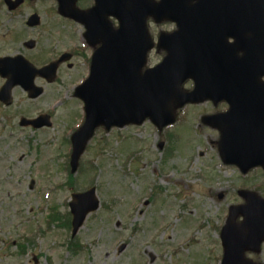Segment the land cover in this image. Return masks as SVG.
Masks as SVG:
<instances>
[{"label": "rangeland", "instance_id": "rangeland-1", "mask_svg": "<svg viewBox=\"0 0 264 264\" xmlns=\"http://www.w3.org/2000/svg\"><path fill=\"white\" fill-rule=\"evenodd\" d=\"M163 55L152 51L150 64ZM53 98L48 92L41 98L46 108ZM226 107L214 108L211 102L189 106L180 123L163 131L149 120L120 132L97 131L81 163L94 168L75 173L74 184L79 191L95 186L102 206L74 239L65 228L54 224L47 229L46 224L50 207L69 209L68 145L49 131L38 138L6 127L2 115L14 114L15 107L0 108V264H148L151 253L157 260L149 264H219V233L228 207L242 201L237 189L264 183L260 171L243 177L235 167L223 165L219 132L199 121L201 113ZM71 108L68 117L58 113L63 126L54 125V130L64 134L77 122L78 109ZM173 132L178 135L176 149L167 141ZM23 235L32 237L25 253L20 251ZM123 242L128 246L120 252ZM72 243L78 248L72 250ZM251 256L264 261V245Z\"/></svg>", "mask_w": 264, "mask_h": 264}, {"label": "water", "instance_id": "water-1", "mask_svg": "<svg viewBox=\"0 0 264 264\" xmlns=\"http://www.w3.org/2000/svg\"><path fill=\"white\" fill-rule=\"evenodd\" d=\"M185 7L192 35L187 38L184 46H170L168 57L160 66L144 77L132 81L131 90L140 102L138 104L128 103L125 96L121 94L122 102L111 100L113 102L107 106L102 96L96 98L94 93L92 101L89 94V115L86 128L77 136L75 135L76 139L82 144L84 132L87 129L92 132L96 125L107 121L110 123V120L113 123H121L119 119H123L124 122L141 123L146 116H150L159 128H163L174 122L172 105L179 104L181 98L196 102L209 98L217 102L227 98L232 107L228 113L204 118L206 123H214L216 119H220L216 123H219L223 131H221L222 136L219 140V149L223 159L229 163L245 164V167L242 166L243 171L255 165H264V120L258 117L259 112L264 114V82L261 80L264 75V0H226L223 6L217 7V17L214 21L217 25L215 26H211L210 19L204 18V12L197 3L186 2ZM205 22L208 23V27L203 26ZM200 26L205 27L207 38L201 35ZM230 36L235 38V42L227 41ZM240 51L243 55L239 54ZM205 58L218 62L223 60L224 63L227 61L226 77L229 83L223 85L222 88L236 89L232 94L233 99L228 98V94H204L203 89L208 86L200 80V65ZM231 60L234 64L232 75L230 73ZM186 76L194 77L197 85L200 86L199 90L188 96H184L181 90L182 80ZM231 76L232 83H230ZM85 87L86 85L83 88ZM168 92L170 99L166 104ZM240 92L242 93L241 102L246 106L235 104L237 98L235 94ZM120 93L119 88L113 92L119 97ZM81 96L87 97L84 89ZM132 101L134 102L133 99ZM123 104L128 107H122ZM102 106L105 107L104 111L100 110ZM166 108L169 114H166ZM92 123V128L89 129ZM90 132H85V140L92 135ZM82 150L76 146L73 162ZM84 196L88 199L82 200ZM74 197L76 200L72 203V211L76 218V230L87 213L98 208L99 201L94 196V189ZM250 207L252 209L264 208V202H252ZM254 215L258 214L254 213ZM236 216L229 217L226 229L223 231L225 253L222 264H253L244 258L245 251L246 249L260 251V245L264 241V226H259L255 230L256 238L252 240L249 236L252 232L249 231L250 226L245 222L240 225L235 224ZM259 216L262 217L261 214Z\"/></svg>", "mask_w": 264, "mask_h": 264}, {"label": "flooded vegetation", "instance_id": "flooded-vegetation-1", "mask_svg": "<svg viewBox=\"0 0 264 264\" xmlns=\"http://www.w3.org/2000/svg\"><path fill=\"white\" fill-rule=\"evenodd\" d=\"M93 5L94 0H76V6L81 9ZM112 21L116 24V20ZM85 32V24L60 13L58 0H0V90L7 82L8 73L15 79L29 78L35 69L57 62L54 81L49 82L45 76L37 74L35 83L43 87L42 94L50 91L56 99L63 95L71 98L80 113L82 104L74 97V89L69 90L70 82L75 85L90 73L92 58L102 43L100 35L96 34L94 39ZM10 90L16 117L23 113L37 117L44 112L45 109L36 106L30 111L28 91L21 82L15 81ZM48 114L53 117L54 113L48 111ZM59 124L57 120L56 125ZM45 129L40 131L45 132Z\"/></svg>", "mask_w": 264, "mask_h": 264}, {"label": "bare ground", "instance_id": "bare-ground-1", "mask_svg": "<svg viewBox=\"0 0 264 264\" xmlns=\"http://www.w3.org/2000/svg\"><path fill=\"white\" fill-rule=\"evenodd\" d=\"M71 111L73 112L72 108H71Z\"/></svg>", "mask_w": 264, "mask_h": 264}]
</instances>
